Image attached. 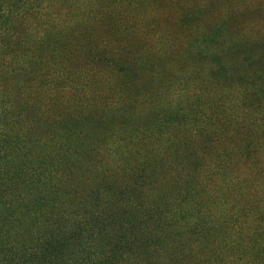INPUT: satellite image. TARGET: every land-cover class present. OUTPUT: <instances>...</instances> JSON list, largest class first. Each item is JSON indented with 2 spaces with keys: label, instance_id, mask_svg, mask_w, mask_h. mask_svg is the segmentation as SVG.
<instances>
[{
  "label": "rangeland",
  "instance_id": "rangeland-1",
  "mask_svg": "<svg viewBox=\"0 0 264 264\" xmlns=\"http://www.w3.org/2000/svg\"><path fill=\"white\" fill-rule=\"evenodd\" d=\"M83 1L24 0L23 13L39 4L28 25L57 34L67 58L55 64L41 52L14 80L0 78V104L7 108L2 118L0 107V132L9 129L19 141L26 134L34 159L69 156L65 174L80 212L97 184L125 183L133 173L144 183L136 198L125 200L131 207L156 197L178 200L182 192L173 185L189 183L197 201L191 210L206 205L211 212L214 247L203 250L189 224L175 226L173 244L170 236L147 231L160 223L154 213L152 225L139 223L128 237L147 244L143 264H209L206 253L223 248L222 225L234 227L225 232L232 239L249 236L251 264H264V0H85L86 15L66 17L67 8L76 12ZM121 69L131 73L130 82ZM91 113L127 118L131 135L77 127ZM150 113L164 119L143 122ZM199 127L210 137L197 140L196 149L188 133ZM141 130L148 133L139 141ZM80 136H88V145L75 152L70 144ZM219 163L221 172L212 173ZM229 256L221 263L249 264Z\"/></svg>",
  "mask_w": 264,
  "mask_h": 264
},
{
  "label": "trees",
  "instance_id": "trees-1",
  "mask_svg": "<svg viewBox=\"0 0 264 264\" xmlns=\"http://www.w3.org/2000/svg\"><path fill=\"white\" fill-rule=\"evenodd\" d=\"M36 1L43 4L48 2ZM23 3L24 0H2L0 3V12L4 13L0 14L1 79L14 80L24 72L29 62L42 58L41 52L49 53L52 63L58 62L56 58L61 62L67 58L66 42L57 39V34L49 28L33 31V25H28L27 18L31 10L38 8L39 4H33L36 6L23 13ZM86 3L84 0L76 12L72 6L67 8L66 17L81 18L79 15H86L85 12H80V8ZM51 14L52 12H47L46 16ZM86 30L89 33L94 31L91 28ZM120 71L123 73V80L130 82L131 73H126L125 69ZM0 107L1 116L5 118L7 108L4 103ZM173 115L185 122L190 121L186 117ZM162 116L150 113L144 117L146 119L143 122L155 121L157 124L159 122L156 120L164 119ZM127 124V118L91 113L80 120L77 127L91 129L107 126L117 131H126L130 136L133 128H127ZM155 129L159 130L158 127ZM147 133L145 130L139 131L136 139L140 141ZM188 134L196 149H199L197 140L210 137V131L206 132L201 127ZM23 137L24 140L19 141L16 136L11 135L9 129L0 132V264H143L140 253L146 251L147 244L136 245L129 242L128 237H134L139 223L144 229L152 225L148 217L154 213L159 214L157 217L160 223L150 226L147 231L158 233L163 238L170 236L173 244L175 226L181 228L189 224L197 231L196 238L203 250L208 246L214 247L210 233L216 229L211 212L206 205L191 210V200L194 206L197 201L188 195L195 193L189 183L186 186L173 185V188L182 192L178 200L172 199L167 204L161 197H156L145 205L135 203L131 207L125 204V200L136 198L144 183V177L133 173L125 183L123 180L97 184L90 197L84 200L87 207L80 212L75 209V198L70 195L76 189L70 175L65 174L69 156L49 154L46 158L34 159L32 152L35 151H29L26 147L28 136L24 134ZM87 138L88 136H80L72 140L70 145L77 146L75 152H80L83 149L81 147L88 145L85 142ZM75 155L80 156L79 153ZM221 167L224 166L219 163L212 173L221 172ZM133 196L134 198H129ZM246 207L249 212L251 202ZM140 212L144 213L138 217L139 222H136ZM162 213L165 215H161ZM261 215L264 218V213ZM243 217L242 212L239 221ZM230 222L233 226L238 221L234 218ZM222 228L225 232L229 230L224 225ZM233 229L234 227H230L229 232L235 233L236 230ZM244 229L245 226L240 230ZM238 231L237 234H240ZM225 232L217 235L223 248L209 250L205 263L222 264L224 257L240 255L246 257L251 264V238L241 235L232 239Z\"/></svg>",
  "mask_w": 264,
  "mask_h": 264
}]
</instances>
